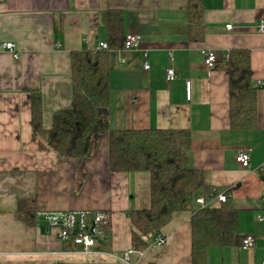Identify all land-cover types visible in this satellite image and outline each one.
I'll use <instances>...</instances> for the list:
<instances>
[{
	"label": "crops",
	"instance_id": "crops-1",
	"mask_svg": "<svg viewBox=\"0 0 264 264\" xmlns=\"http://www.w3.org/2000/svg\"><path fill=\"white\" fill-rule=\"evenodd\" d=\"M201 1L206 31L194 43L188 39L187 0H0V264H126L129 214L149 206L148 175L110 173L106 136L92 158L78 162L39 150L31 127L34 92L41 96L45 129L56 112L70 108V54L106 43L101 15L107 10L121 11L125 35L140 37L138 50L109 54L111 128L188 131L191 166L207 187L226 191L238 207L234 235L255 240L247 250L241 241L208 248L206 264L264 263V222L256 221L264 190V34L255 29L264 19V0ZM4 43L16 46L17 60L2 49ZM231 50L250 56L257 89L253 130L230 129L228 76L218 67L208 70L201 55L211 51L220 61ZM170 68L175 79L168 82ZM244 150L250 156L246 169L235 161ZM26 199L36 203L34 227L17 216L18 202ZM82 211L106 217L88 257L60 242L43 218L46 212ZM190 217L175 213L158 235L164 244L151 240L127 264H191Z\"/></svg>",
	"mask_w": 264,
	"mask_h": 264
},
{
	"label": "trees",
	"instance_id": "trees-1",
	"mask_svg": "<svg viewBox=\"0 0 264 264\" xmlns=\"http://www.w3.org/2000/svg\"><path fill=\"white\" fill-rule=\"evenodd\" d=\"M186 17L189 41L202 42L206 27L201 0H187ZM101 23L107 32V49L71 52V106L53 115L49 129L42 124L40 93L31 95V127L38 148L81 162L93 157L106 136L110 173H145L149 177L148 208L129 214L131 248L145 251L175 213L190 212L191 264H206L208 248L242 242L234 235L239 209L227 192L226 201L217 206L195 204L199 193L207 202L212 189L205 185L201 171L191 166L188 131L111 128L108 60L110 52L123 49L124 17L121 11L107 10L101 15ZM216 67L228 76L230 129H255L257 89L251 82L248 51L231 50L228 60L221 59ZM36 211L34 200L17 204L18 219L28 227H34Z\"/></svg>",
	"mask_w": 264,
	"mask_h": 264
},
{
	"label": "built area",
	"instance_id": "built-area-1",
	"mask_svg": "<svg viewBox=\"0 0 264 264\" xmlns=\"http://www.w3.org/2000/svg\"><path fill=\"white\" fill-rule=\"evenodd\" d=\"M226 30H230L231 26H226ZM255 29L257 33L264 34V19L259 20ZM2 49L10 54L17 60L18 53L16 46L13 43H4ZM140 48V37L135 34H127L124 38L123 50H138ZM97 50H106V43H99ZM203 62L208 70H212L218 62V58L214 52L202 51ZM146 57V54H143ZM223 61L228 60V56L222 58ZM144 70H148L147 63H144ZM175 79V73L173 69L166 71V80L171 82ZM257 87L261 88V84L257 83ZM186 99L190 100V82L185 83ZM236 163L243 169L249 168L250 156L249 151H241L235 158ZM264 174V171H263ZM226 191H218L212 189L210 192V202H206L204 198L200 197L195 200V204L201 207L211 206L213 202L224 203L226 201ZM261 209L256 214V221L258 223L264 222V190L261 192ZM43 218L47 225V228L55 231L57 239L60 242L71 244L79 254L84 257H88L93 254V248L95 246V237L98 234L100 228L104 225L106 217L100 213H93L88 211L82 212H46L43 213ZM153 244L161 246L165 240L161 236H157L152 240ZM255 240L251 236H246L241 242V249L247 250L254 247ZM133 253H136L132 248L129 249L123 255V262L128 263L129 257ZM139 253V252H138ZM264 264V263H262Z\"/></svg>",
	"mask_w": 264,
	"mask_h": 264
}]
</instances>
